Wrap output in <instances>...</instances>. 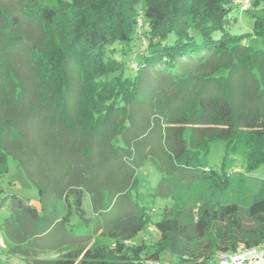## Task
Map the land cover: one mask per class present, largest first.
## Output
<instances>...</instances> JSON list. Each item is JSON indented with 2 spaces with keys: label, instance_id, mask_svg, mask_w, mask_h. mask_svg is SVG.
Here are the masks:
<instances>
[{
  "label": "trees",
  "instance_id": "obj_1",
  "mask_svg": "<svg viewBox=\"0 0 264 264\" xmlns=\"http://www.w3.org/2000/svg\"><path fill=\"white\" fill-rule=\"evenodd\" d=\"M248 1L0 0V183L11 159L38 192L3 195L6 255L217 264L240 243L264 250V0ZM215 141L243 169L209 167ZM234 206L258 209L256 225L229 222ZM147 227L157 240L132 242Z\"/></svg>",
  "mask_w": 264,
  "mask_h": 264
},
{
  "label": "rangeland",
  "instance_id": "obj_2",
  "mask_svg": "<svg viewBox=\"0 0 264 264\" xmlns=\"http://www.w3.org/2000/svg\"><path fill=\"white\" fill-rule=\"evenodd\" d=\"M236 3H243L246 4L249 2L248 0H234ZM210 149L208 153L205 155V162L209 167H213L215 169L221 170L222 168H226L229 172H234V171H240L244 167V158L238 151H232L229 153L227 156H224V148L223 144L220 141H215L212 144H210ZM224 156V157H223ZM13 160L10 159L9 161V170L8 172L3 176V179L1 180L0 183V188L2 191L0 192V201L2 200L3 195H8V198L13 197L14 195H18L25 199L26 201H29L31 203H38V192L37 188L34 185V183L28 179L21 167L15 166ZM146 165H144L143 168H145ZM259 172V171H257ZM259 175V174H258ZM141 181L139 183V191H140V197L142 198L143 201H147L148 198L145 197V195L155 189V182L159 178V174L155 169H152L150 167V170L148 171L147 169H142L141 171ZM181 201L185 202L186 205L190 204L191 201L187 199L186 195H182L180 197ZM168 201V198L164 197H156L154 200V205L151 208L152 209V215L154 216L153 219L160 218L161 215V210L165 202ZM173 202V201H172ZM173 207L172 212L170 213V218H177L178 214V207H174L175 204L168 202L167 207ZM236 207V208H234ZM231 208V211H229V222L232 223H238L239 226L242 227H251L256 225L257 223V213L258 209H252L251 212L253 213H248L241 207L234 206ZM4 210L5 208H0V222L3 220L4 217ZM90 213V212H87ZM180 218L184 221L190 220V216L186 212L180 213ZM178 219V218H177ZM170 221V220H169ZM213 223H218V215L216 214L214 216V222ZM84 225V224H82ZM77 234L82 231L83 226H75L73 227L76 229ZM4 230L2 229L0 225V237L2 238V245L0 243V264H22L24 257L17 255H6L5 254V249H7L8 245L7 242H5L4 238ZM157 240V232L150 228L147 227L146 229H143L140 231L133 239L132 242L137 243L141 240H145L148 243H153L154 240ZM6 245V246H3ZM60 255V251H48V252H41L37 253V257L39 258H54ZM148 258V257H146ZM166 258V256L160 257L158 261L160 263H163L162 261ZM145 257L140 258V263L141 264H147L146 263Z\"/></svg>",
  "mask_w": 264,
  "mask_h": 264
},
{
  "label": "built area",
  "instance_id": "obj_3",
  "mask_svg": "<svg viewBox=\"0 0 264 264\" xmlns=\"http://www.w3.org/2000/svg\"><path fill=\"white\" fill-rule=\"evenodd\" d=\"M248 2L246 3V6ZM0 243L2 245V238L0 237ZM4 246V245H3ZM218 258L217 264H264V250L256 247H246L243 244H239L238 251L232 254L221 253L216 255ZM147 264H164L157 260L148 259Z\"/></svg>",
  "mask_w": 264,
  "mask_h": 264
},
{
  "label": "crops",
  "instance_id": "obj_4",
  "mask_svg": "<svg viewBox=\"0 0 264 264\" xmlns=\"http://www.w3.org/2000/svg\"><path fill=\"white\" fill-rule=\"evenodd\" d=\"M4 246H6V245H4Z\"/></svg>",
  "mask_w": 264,
  "mask_h": 264
}]
</instances>
